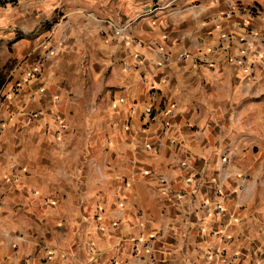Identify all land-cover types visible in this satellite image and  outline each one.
<instances>
[{"label": "clouds", "instance_id": "1", "mask_svg": "<svg viewBox=\"0 0 264 264\" xmlns=\"http://www.w3.org/2000/svg\"><path fill=\"white\" fill-rule=\"evenodd\" d=\"M0 264H264V0H0Z\"/></svg>", "mask_w": 264, "mask_h": 264}, {"label": "crops", "instance_id": "2", "mask_svg": "<svg viewBox=\"0 0 264 264\" xmlns=\"http://www.w3.org/2000/svg\"><path fill=\"white\" fill-rule=\"evenodd\" d=\"M145 128H147V125L145 126Z\"/></svg>", "mask_w": 264, "mask_h": 264}, {"label": "built area", "instance_id": "3", "mask_svg": "<svg viewBox=\"0 0 264 264\" xmlns=\"http://www.w3.org/2000/svg\"><path fill=\"white\" fill-rule=\"evenodd\" d=\"M146 125H144V127H145Z\"/></svg>", "mask_w": 264, "mask_h": 264}]
</instances>
